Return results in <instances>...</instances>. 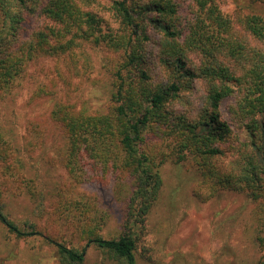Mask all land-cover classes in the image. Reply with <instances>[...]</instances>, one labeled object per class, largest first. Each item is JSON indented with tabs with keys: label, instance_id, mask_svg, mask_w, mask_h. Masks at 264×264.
<instances>
[{
	"label": "rangeland",
	"instance_id": "1",
	"mask_svg": "<svg viewBox=\"0 0 264 264\" xmlns=\"http://www.w3.org/2000/svg\"><path fill=\"white\" fill-rule=\"evenodd\" d=\"M120 1L92 0L86 8L99 19V34L120 40L131 33L114 9ZM173 1L178 11L175 24L182 29L195 9L191 0ZM215 4L238 31L240 17L264 18V0H215ZM25 20L19 41L53 24L40 11L27 13ZM146 35L141 67L154 81L164 82L166 72L157 54L159 35L150 29ZM75 42L73 67L71 57L40 54L9 88L0 89V208L27 234L17 237L0 222V264H64L46 238L80 251L89 239L111 240L127 233L136 240V264H264V199L214 189L211 181H205L200 163L180 151L172 137L149 132L137 147L140 155L150 158L148 166L160 179L143 228L132 224L137 185L129 173L117 170L122 154L96 160L82 155L79 163L68 167L71 124L87 128L92 118L110 115L118 70L136 81L134 68L123 69L127 54L122 48ZM191 56L199 61L197 54ZM191 88V99L198 98L193 105L198 107L204 88L199 82ZM183 92L182 96L187 94ZM175 104L182 109L179 100ZM232 104L231 98L221 105L223 120L235 132L230 145L244 140L231 123ZM77 134L85 133L78 129ZM233 155L229 149L215 165L225 170ZM104 159L109 163L102 165ZM83 264L121 263L89 245Z\"/></svg>",
	"mask_w": 264,
	"mask_h": 264
},
{
	"label": "trees",
	"instance_id": "2",
	"mask_svg": "<svg viewBox=\"0 0 264 264\" xmlns=\"http://www.w3.org/2000/svg\"><path fill=\"white\" fill-rule=\"evenodd\" d=\"M91 1L48 0L41 4L38 0H0V89L9 88L40 54L71 57L73 62L69 64L73 67L77 63L72 52L78 48L76 39L95 46L106 43L109 48H122L127 54L123 69L134 68L136 81L123 77L118 70L109 116L92 118L87 128L71 124L68 167L79 163L82 155L96 160L122 154L121 168L117 170L135 179L136 206L132 211L135 209L136 216L132 224L142 227L158 195L160 179L157 171L148 166L150 158L140 155L137 147L146 133L153 132L174 138L180 151L192 154L203 169L205 181H211L214 189H233L254 200L264 199V18L256 14L240 17L238 31L215 0H191L193 17L180 29L175 24L178 11L173 0H122L115 2L114 9L131 33L118 40L99 34V19L86 9ZM36 11L50 18L52 26L19 41L25 15ZM134 15L142 16L141 20ZM149 29L159 35L157 54L166 72L164 82L154 81L141 67L142 45L149 40ZM194 53L199 61L192 58ZM196 82L204 88L198 107L193 105L198 98L191 99V87ZM181 91L187 94L182 96ZM231 98L230 120L243 133L244 140L230 145L235 132L223 120L221 105ZM178 100L184 108L176 107ZM78 129L85 134H77ZM2 144L0 136V147ZM229 149L234 155L223 170L215 162L227 157ZM103 162L102 165L109 163L105 159ZM0 222L17 237L27 235L7 219L1 208ZM46 240L56 247L64 264H83L89 245L115 262L136 264V240L130 233L111 240L89 239L80 251Z\"/></svg>",
	"mask_w": 264,
	"mask_h": 264
}]
</instances>
